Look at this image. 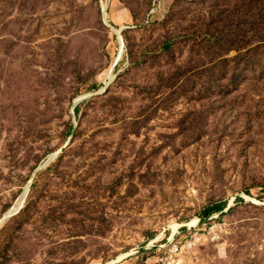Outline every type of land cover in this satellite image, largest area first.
<instances>
[{
    "label": "rangeland",
    "instance_id": "1",
    "mask_svg": "<svg viewBox=\"0 0 264 264\" xmlns=\"http://www.w3.org/2000/svg\"><path fill=\"white\" fill-rule=\"evenodd\" d=\"M25 190L0 264H264V0H0V220Z\"/></svg>",
    "mask_w": 264,
    "mask_h": 264
},
{
    "label": "bare ground",
    "instance_id": "2",
    "mask_svg": "<svg viewBox=\"0 0 264 264\" xmlns=\"http://www.w3.org/2000/svg\"><path fill=\"white\" fill-rule=\"evenodd\" d=\"M106 12H107V8H106V6L104 7V19H105V22H106V20H107V16H106ZM121 33V32H120ZM119 33V34H120ZM121 35V34H120ZM121 43L124 45V41L122 42V39H121ZM110 80H111V82H108V84H111L114 80H115V74L113 73L112 74V76H111V78H110ZM79 101V100H78ZM77 101V102H78ZM55 156V155H54ZM54 156H52L48 161H50V160H53V158H54ZM47 161V162H48ZM46 162V163H47ZM45 163V164H46ZM44 164V165H45ZM43 166V165H42ZM41 167V166H40ZM30 188H31V184H30ZM30 190V189H29ZM27 196H28V190H25L23 193H22V195L20 196V198H19V200H18V202H17V204L15 205V207L14 208H12V210L9 212V213H7V214H11V213H16L18 210H21V208H22V206H23V204H24V202H25V200H26V198H27ZM6 214V215H7ZM5 215V216H6ZM0 222H1V220H0ZM195 223H196V221L195 220H191L190 222H187L186 224H182L183 226H192V225H195ZM179 227V225H175V224H172L171 225V228L175 231L176 230V228H178ZM125 257H127V255H122L121 257H120V259H123V258H125Z\"/></svg>",
    "mask_w": 264,
    "mask_h": 264
},
{
    "label": "water",
    "instance_id": "3",
    "mask_svg": "<svg viewBox=\"0 0 264 264\" xmlns=\"http://www.w3.org/2000/svg\"><path fill=\"white\" fill-rule=\"evenodd\" d=\"M106 16H107V17H106V18H107L106 23L109 24V22H108V12H106ZM123 30H124V29H121V31H120V32H121V33H120L121 35H122ZM122 42H123V39H122ZM117 64H118V63H117ZM117 64H116V65H117ZM105 90H106V88H105L102 92H104ZM82 100H84V98L79 99V101L76 102V106H77ZM55 158H56V155L54 156L53 160H54ZM53 160L48 161L45 165L39 167L38 170H41V169L45 168V167H46L51 161H53ZM19 211H20V210H18L16 213L14 212V213L7 214L6 216H4V217L1 219L0 227H1V225L4 224L8 219H10L12 216H14L15 214H17Z\"/></svg>",
    "mask_w": 264,
    "mask_h": 264
},
{
    "label": "built area",
    "instance_id": "4",
    "mask_svg": "<svg viewBox=\"0 0 264 264\" xmlns=\"http://www.w3.org/2000/svg\"><path fill=\"white\" fill-rule=\"evenodd\" d=\"M180 249H179V247L176 245V244H174L173 246H172V249L170 250V254H168L166 257H165V259L163 258V263L164 264H178V260L176 261V260H174V259H176L175 257L177 256V254L176 253H178V251H179Z\"/></svg>",
    "mask_w": 264,
    "mask_h": 264
},
{
    "label": "trees",
    "instance_id": "5",
    "mask_svg": "<svg viewBox=\"0 0 264 264\" xmlns=\"http://www.w3.org/2000/svg\"><path fill=\"white\" fill-rule=\"evenodd\" d=\"M216 209H220V206L216 207Z\"/></svg>",
    "mask_w": 264,
    "mask_h": 264
}]
</instances>
